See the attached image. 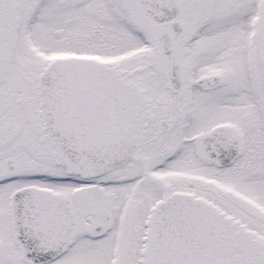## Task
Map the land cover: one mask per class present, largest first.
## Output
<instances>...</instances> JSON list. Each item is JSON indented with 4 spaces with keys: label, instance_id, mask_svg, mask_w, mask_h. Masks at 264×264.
Wrapping results in <instances>:
<instances>
[{
    "label": "snow or ice",
    "instance_id": "6c2138e0",
    "mask_svg": "<svg viewBox=\"0 0 264 264\" xmlns=\"http://www.w3.org/2000/svg\"><path fill=\"white\" fill-rule=\"evenodd\" d=\"M0 264H264V0H0Z\"/></svg>",
    "mask_w": 264,
    "mask_h": 264
}]
</instances>
